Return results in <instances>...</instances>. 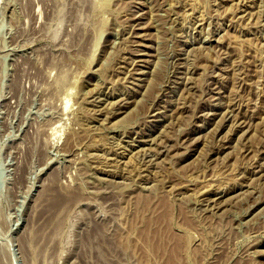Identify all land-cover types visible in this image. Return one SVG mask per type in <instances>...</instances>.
<instances>
[{
  "label": "rangeland",
  "instance_id": "rangeland-1",
  "mask_svg": "<svg viewBox=\"0 0 264 264\" xmlns=\"http://www.w3.org/2000/svg\"><path fill=\"white\" fill-rule=\"evenodd\" d=\"M0 264H264V0H0Z\"/></svg>",
  "mask_w": 264,
  "mask_h": 264
},
{
  "label": "bare ground",
  "instance_id": "bare-ground-1",
  "mask_svg": "<svg viewBox=\"0 0 264 264\" xmlns=\"http://www.w3.org/2000/svg\"><path fill=\"white\" fill-rule=\"evenodd\" d=\"M102 171H103V170H102ZM113 177H115V176H113ZM113 181H114V179H113ZM143 198H144V197H143ZM143 198H142V196H141V199H142V200H144ZM140 201H141V200H140Z\"/></svg>",
  "mask_w": 264,
  "mask_h": 264
}]
</instances>
